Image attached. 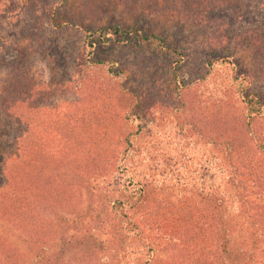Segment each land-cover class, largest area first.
<instances>
[{"label":"rangeland","instance_id":"1","mask_svg":"<svg viewBox=\"0 0 264 264\" xmlns=\"http://www.w3.org/2000/svg\"><path fill=\"white\" fill-rule=\"evenodd\" d=\"M16 1L0 0V93L5 81L29 77L28 86L48 93L46 107L89 110L93 123L98 118L100 136H108L110 153L128 155L117 162L128 165V177L150 183L158 199L192 197L213 211V238L206 250L209 258L203 262L226 264L224 231L231 225L236 245L260 229L258 238L250 237L243 245L246 253L235 251L232 263L240 259L261 264L262 253L252 243L263 247L264 225H253L254 209L239 211L240 203L227 184L226 157L240 151L259 154L264 166V153L255 139L264 129V114L249 115L236 85L242 81L264 97V0H27L22 7ZM53 15L62 27L51 23ZM30 22L44 25L45 50L27 38ZM116 26L131 35L110 33L89 44L87 30ZM140 36L160 40L149 48L141 44ZM3 116L0 112V185L8 180L7 151L12 145ZM126 137L132 138L131 146ZM82 172L87 174L86 185L111 183V173ZM86 185L78 192L83 211L95 196ZM221 193L226 196V217L203 197ZM76 214L69 210L63 218ZM82 227L102 238L108 228L89 217ZM150 229L147 240L130 239L133 259L146 262L153 257L156 264L177 255L184 264L178 240ZM75 231L64 234V247L58 241L50 250L56 264L86 260L85 247L73 244L70 237ZM0 235L27 256L25 264L36 259L17 227L0 219Z\"/></svg>","mask_w":264,"mask_h":264},{"label":"trees","instance_id":"2","mask_svg":"<svg viewBox=\"0 0 264 264\" xmlns=\"http://www.w3.org/2000/svg\"><path fill=\"white\" fill-rule=\"evenodd\" d=\"M16 2L18 7H22L28 1ZM50 21L57 27L63 26L55 15ZM30 25L32 30L27 38L34 45L36 43L40 50H45L47 38L42 32L44 25L41 27L40 23L33 22ZM110 33L131 35L130 31L116 26L87 30L86 38L93 46ZM140 40L141 44L149 48H154L157 42L152 36H140ZM26 78L15 77V83L5 81L3 92L0 93V112L4 115V121L9 122V143L12 144L7 151L8 180L0 185V219L17 227L27 237L36 257L30 264H56L49 256L50 250L58 241H62L64 247L67 239L63 236L69 229L76 230L70 235L73 244L85 247L83 253L86 260L83 264H152L153 257L146 262L141 258L133 259L130 248V239L147 240L149 236L146 233L150 228L167 238L178 240L181 245L178 254L184 255V264H206L203 260L209 258L207 251H210L208 247L213 238V211L207 210V205L196 202L192 197L170 196L158 199L150 183L133 181L132 177L127 176L128 169L130 171L128 165H117L119 160H126L128 155L110 153L106 147L108 136L104 133L100 136L101 133H98V118L93 123V113L89 110L80 112L78 108L70 112L46 107L44 100L49 97L48 93L36 91L35 86H28L31 81L28 77V83ZM236 85L244 95L249 115L259 117L264 114L263 95L242 81L237 80ZM255 135L257 148L264 153V129ZM131 140V137L125 138L129 146ZM259 159V154L248 155L242 151L235 154L230 152L226 157L229 161L227 184L234 190L237 202L240 203V212L245 209L244 212L248 213L254 209L252 222L255 227L257 224L264 225V166L259 164L263 163ZM84 169L100 170L104 175L111 173V183L103 187L86 185L89 181L87 174L82 172ZM250 182H254V185H249ZM85 185L93 190L95 196L83 211L78 201V192ZM253 194L256 195L255 199L250 197ZM203 197L206 203L212 204L213 209L223 210V216H227L224 193L206 194ZM69 210L77 213L75 218H63V213ZM87 217L108 227L103 232L105 237L102 238L90 228L82 227ZM232 229L229 225L224 231L228 253L226 264H250L249 260L242 262L240 259H234L232 263L231 258L236 250L246 253L243 245L248 244L246 241L250 237L258 238L260 229L253 230L250 236L246 235L243 245H236ZM252 244L254 249L261 251L262 258L259 260L264 264V245L260 249L256 243ZM27 261L24 253L9 245L0 235V264H25ZM156 264L183 263L178 261L176 255L171 260H159Z\"/></svg>","mask_w":264,"mask_h":264}]
</instances>
